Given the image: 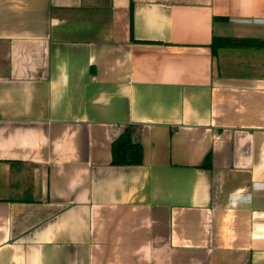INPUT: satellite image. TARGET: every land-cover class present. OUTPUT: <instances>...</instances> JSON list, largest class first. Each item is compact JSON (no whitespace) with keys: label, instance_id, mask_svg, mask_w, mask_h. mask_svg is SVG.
Segmentation results:
<instances>
[{"label":"crops","instance_id":"crops-1","mask_svg":"<svg viewBox=\"0 0 264 264\" xmlns=\"http://www.w3.org/2000/svg\"><path fill=\"white\" fill-rule=\"evenodd\" d=\"M216 38L264 0H0V264H264V47Z\"/></svg>","mask_w":264,"mask_h":264},{"label":"trees","instance_id":"trees-1","mask_svg":"<svg viewBox=\"0 0 264 264\" xmlns=\"http://www.w3.org/2000/svg\"><path fill=\"white\" fill-rule=\"evenodd\" d=\"M264 47V40L257 39H220L213 41L212 47L221 46ZM112 164L114 166H134L143 163L144 150L140 143L134 142L130 128H127L111 145ZM210 154L206 158L209 162Z\"/></svg>","mask_w":264,"mask_h":264}]
</instances>
